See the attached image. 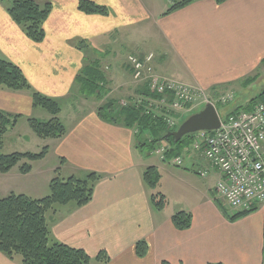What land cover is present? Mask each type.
<instances>
[{
  "label": "crops",
  "instance_id": "crops-1",
  "mask_svg": "<svg viewBox=\"0 0 264 264\" xmlns=\"http://www.w3.org/2000/svg\"><path fill=\"white\" fill-rule=\"evenodd\" d=\"M33 1L51 5L43 24L44 40H29L7 13L12 0H0V57L18 66L35 91L60 102L59 119L66 134L60 139H42L48 154L31 163L30 173L21 174L17 166L0 174V193L39 199L46 191L42 194L44 186L38 180L49 183L55 176L81 178L95 173L100 180L89 204L55 206L47 213L53 241L81 249L92 258L104 251L108 264H264V206L231 221L233 215L214 190L217 173L197 174L205 166L199 154L185 152L189 163L184 168L160 160L147 163L135 145L136 131L101 120L96 112L100 103L83 96L76 81L97 56L109 58L111 47L121 49L116 37L129 34L130 29L135 35L142 31L140 36L153 43L159 77L190 84L210 97H235L247 80L256 83L264 72V0L222 4L197 0L168 14L174 0H89L108 8L105 16L80 12V0ZM112 59L118 60L115 54ZM166 59L175 66L177 80L161 76ZM116 64L118 70L106 78L108 96L118 100L120 80H130L129 90L134 82L126 66ZM0 112L20 115L17 124L22 118H50L32 107L28 92L0 89ZM189 115L185 113L180 121ZM27 137L33 141L31 135ZM50 155L58 159V165L46 169ZM149 167L166 178H160L155 190L165 197L162 211L152 207L151 190L143 182L142 174ZM180 212L191 215L186 230L175 229L171 222ZM139 241L147 244L144 258L135 254ZM0 264L19 263L0 252Z\"/></svg>",
  "mask_w": 264,
  "mask_h": 264
},
{
  "label": "trees",
  "instance_id": "trees-1",
  "mask_svg": "<svg viewBox=\"0 0 264 264\" xmlns=\"http://www.w3.org/2000/svg\"><path fill=\"white\" fill-rule=\"evenodd\" d=\"M197 0H182L172 2L165 14L179 10ZM227 0H215L222 4ZM77 9L85 14L108 15L109 10L105 6L98 5L89 0H80ZM51 11V5L46 3L38 5L33 0H12L7 7V13L12 21L18 25L26 37L33 43H41L45 38L43 24ZM264 66V59L261 61ZM77 84L83 96L94 98L102 102L97 107L98 117L113 125L121 124L128 129H137L134 141L137 148L147 146L150 151L153 146L166 141L171 147L167 154L168 161L182 153L191 145L193 135H186L176 143L173 138L166 135L171 132L163 127L162 123L152 120L149 116L141 115V111L133 108H118L115 100L109 99V81L106 74L99 67L97 60L90 61L76 77ZM255 80H247L245 88L252 85ZM0 89L11 92H28L32 99V107L45 111L50 118L47 121H39L34 118L27 119L28 127L35 136L40 139H60L66 134V127L59 119L61 112L60 102L44 96L35 91L23 75L20 68L0 57ZM142 91V92H141ZM138 92L150 96L144 89ZM264 102V92L250 99L244 106L237 107L235 111L249 110L253 103ZM20 115H10L0 112V149L3 145V137L9 128H14ZM174 128L172 131L176 130ZM143 134L149 136V144L140 142ZM49 151L45 146L39 153H12L0 152V174H7L13 168L19 167L21 174L31 172V163L43 160ZM64 161H61L62 164ZM59 169H57L58 172ZM144 184L151 190L150 202L156 211L165 209V197L155 192L161 175L155 167L147 168L142 174ZM100 176L89 173L84 177H68L61 179L55 176L49 181V195L32 199L23 194H9L0 198V252L9 260L19 264H108L109 257L104 251H100L95 258L90 257L85 251L69 247L55 242L51 238L46 215L55 206L72 204L81 208L89 204L93 198L95 184ZM249 212H241L230 220H236ZM175 229L186 230L191 226V215L180 212L171 217ZM135 254L138 258H144L147 254V244L139 241L135 245ZM162 264H168L163 262ZM221 264V263H211Z\"/></svg>",
  "mask_w": 264,
  "mask_h": 264
},
{
  "label": "built area",
  "instance_id": "built-area-1",
  "mask_svg": "<svg viewBox=\"0 0 264 264\" xmlns=\"http://www.w3.org/2000/svg\"><path fill=\"white\" fill-rule=\"evenodd\" d=\"M152 53L130 55L126 65L136 85H144V94L134 95L132 106L120 102L121 108H133L142 115H150L160 121L164 128H176L180 116L192 112L206 103L225 105L233 99H214L199 90L182 83L163 79L155 74L151 66ZM190 151L198 153L205 166L198 171L206 177L211 171L218 175L215 193L228 207L232 215L248 212L264 206V102L253 103L249 110H234L220 118V127L212 132L194 134ZM170 147L159 143L154 154L163 162ZM183 156L171 160L174 167L182 166Z\"/></svg>",
  "mask_w": 264,
  "mask_h": 264
},
{
  "label": "rangeland",
  "instance_id": "rangeland-1",
  "mask_svg": "<svg viewBox=\"0 0 264 264\" xmlns=\"http://www.w3.org/2000/svg\"><path fill=\"white\" fill-rule=\"evenodd\" d=\"M174 1L180 2L182 0H174ZM142 33L143 32L141 31V32H139V35H135V34H132V31L129 29V34L124 33L120 36H117L116 42L122 45L121 49H119V50L117 49L115 51L114 48L111 47L110 50L112 52H111V55L109 58H106L105 56H102V57L97 56V58H98L97 61L99 62V67L101 68V70L105 74H114V72H116V70H118L117 69L118 66H117L116 62L117 63L119 62L121 65V64L125 63L128 55H144V54L148 55L150 53H152V55H153V59L151 61V66L155 69L154 62H155V57H156V51L154 50V45L147 38L140 36ZM114 54L116 55V58L118 60L112 59ZM157 55H160V53L157 52ZM105 68H108V70H105ZM166 68H168V69H166ZM155 74H156V72H155ZM160 74H161V76H165L166 78H170V79H174V80H177V78H178V72H176L175 66L173 64L169 65V61L167 59H166V61L163 62V65H161ZM260 76H261L260 79L256 83H253L247 89L242 88V91L240 93H238L237 96H235L231 101H227L225 103V105H219V106L214 105L218 111L219 116L222 119L224 118V116L231 113V111L235 107H237L239 105L244 106L248 100L257 97L258 95H260L264 91V72H263V70L260 72ZM120 82H121V89H122V91L119 93L120 98L118 100H116V99H113V100H115L116 105L120 104V102H125V103H127L128 107H131L133 100L135 99L134 93L136 92V90L143 89V87H145V86L144 85H136L135 86V83H132V87H130L132 90L131 89L129 90V89H127L128 83L130 82L129 79H126V77H125V78H122L120 80ZM182 84H184V83H182ZM185 85H187V84H185ZM187 86L191 87L190 84H188ZM236 88H237V92H239V90L241 89L239 85ZM216 96H220V98H227L226 95H216ZM107 98L112 99V98H110V96H108ZM216 100H217V98L213 100L214 101L213 103H215ZM101 103L102 102H100V104ZM204 107L205 106H197V108L194 109V112L195 113L199 112ZM39 110L45 115V113H46L45 111H43L41 109H39ZM65 112L66 111L63 109V115H65ZM181 123H179L178 126ZM28 135H31V137H33L32 142H31V139L28 140V137H27ZM148 137L149 136L143 134V136L139 137L138 140L141 143L146 142L147 144H149V140L146 139ZM42 141H44V140L38 138L37 136H33V132L28 127L27 119L22 118V120H20L14 128H9L7 130V133L3 137V145H2V148L0 149V152H2L4 154L39 153L43 147L47 146V145H42L43 144ZM162 143L165 145L168 144L166 141H162ZM138 150L145 157L147 163L150 164V162H153V163L158 162V160H159L158 157L156 155H152L149 147L142 146ZM186 151H187V149L185 150V152ZM185 152L182 153L183 156H184ZM196 154H198V153H196ZM167 162H168L167 165L174 168V166L172 165V163L170 161H167ZM45 163H46V169H47L48 167H52L55 164L58 165V159L56 157H54L53 155H50L46 159ZM188 163H189V161L186 160V157H184V163H183L181 168H184V165H188ZM161 179H162V181H165L166 178L164 175H161ZM161 179H160V183H161ZM38 182L44 186V192L42 194H45V191L47 194V195L45 194L42 196H44V197L48 196L49 195V189L47 186L49 183H46L45 180H38ZM4 196H6V195H2V193H0V198H3Z\"/></svg>",
  "mask_w": 264,
  "mask_h": 264
},
{
  "label": "water",
  "instance_id": "water-1",
  "mask_svg": "<svg viewBox=\"0 0 264 264\" xmlns=\"http://www.w3.org/2000/svg\"><path fill=\"white\" fill-rule=\"evenodd\" d=\"M219 127L220 118L217 111L212 104L207 103L201 111L189 116L177 130L169 132L166 137L173 138L178 143L186 135H192L202 131L212 132Z\"/></svg>",
  "mask_w": 264,
  "mask_h": 264
}]
</instances>
